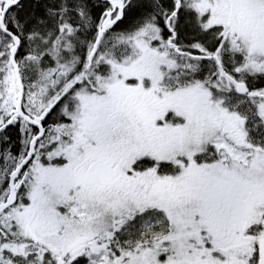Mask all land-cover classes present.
<instances>
[{"label":"snow or ice","instance_id":"1","mask_svg":"<svg viewBox=\"0 0 264 264\" xmlns=\"http://www.w3.org/2000/svg\"><path fill=\"white\" fill-rule=\"evenodd\" d=\"M102 7L0 0V264H264V0Z\"/></svg>","mask_w":264,"mask_h":264},{"label":"trees","instance_id":"2","mask_svg":"<svg viewBox=\"0 0 264 264\" xmlns=\"http://www.w3.org/2000/svg\"><path fill=\"white\" fill-rule=\"evenodd\" d=\"M136 2L140 3L141 0H136ZM90 3L92 6L91 8L92 15H93V18L95 19L102 14V11H103L102 6L104 4V0H90ZM22 4H23V8L19 10L21 16H25L31 13L32 11L36 10V0H22ZM141 12H142V9L135 8V7L129 10L123 23H119L117 26H115L114 31L120 32V31L129 30L131 25L135 23L136 20L139 18ZM89 31H91V29ZM182 39H184L185 42L193 39V33L190 30L185 31L182 35ZM205 74H206V70H205ZM256 83L258 86H262L261 82L257 81ZM7 135L10 137L14 149H19L21 145L19 143L18 128L15 126H10L7 130Z\"/></svg>","mask_w":264,"mask_h":264},{"label":"rangeland","instance_id":"3","mask_svg":"<svg viewBox=\"0 0 264 264\" xmlns=\"http://www.w3.org/2000/svg\"><path fill=\"white\" fill-rule=\"evenodd\" d=\"M256 83V82H255Z\"/></svg>","mask_w":264,"mask_h":264}]
</instances>
